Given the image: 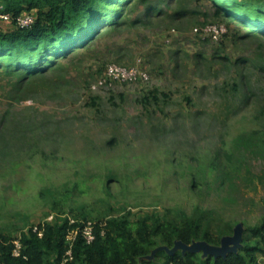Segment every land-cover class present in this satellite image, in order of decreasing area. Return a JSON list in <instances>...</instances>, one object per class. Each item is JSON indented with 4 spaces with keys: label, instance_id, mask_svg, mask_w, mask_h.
<instances>
[{
    "label": "rangeland",
    "instance_id": "374dc122",
    "mask_svg": "<svg viewBox=\"0 0 264 264\" xmlns=\"http://www.w3.org/2000/svg\"><path fill=\"white\" fill-rule=\"evenodd\" d=\"M184 5L198 15L162 22L147 20L143 4L124 8L127 24L104 35L98 29L84 49L59 57L58 86L36 81L16 96V79L0 75V235L19 241L57 211L94 222L201 219L214 236L226 226L232 236L239 224L243 235L264 224V138L255 133L264 123L254 114L264 82L259 101L238 107L220 91L229 72L193 59L250 58L261 42L239 40L245 30L215 17L211 0ZM16 24L0 19V30ZM110 64L136 68L146 80L100 87ZM221 241L171 248L158 241L145 260L219 256Z\"/></svg>",
    "mask_w": 264,
    "mask_h": 264
},
{
    "label": "trees",
    "instance_id": "16d2710c",
    "mask_svg": "<svg viewBox=\"0 0 264 264\" xmlns=\"http://www.w3.org/2000/svg\"><path fill=\"white\" fill-rule=\"evenodd\" d=\"M169 1H173L174 5L162 10L159 4ZM184 1L0 0L3 12L10 15L15 24L18 17L29 15L33 19L29 27L20 28L16 24L15 28L0 30V75L16 79L13 87L16 96L26 94L36 81L58 86L64 72L59 57L66 59L76 48L84 49L96 38L98 29L104 35L127 24L122 16L124 8L137 2L144 5L143 13L147 20L155 17L162 22H176L183 21V17L189 19L198 15L186 8ZM211 1L215 17L229 23L236 22L245 30L239 40L256 38L261 43L250 58L232 61L227 55L216 53L208 59L197 53L194 62L197 66L218 64L229 72L220 91L227 94L230 102L237 100L238 107L249 106L253 99L259 101L257 83L264 82V1L244 0L240 4L236 3L237 0ZM132 22L135 24L139 20ZM257 106L255 120L264 123V102ZM229 108L232 110L234 107ZM255 133L264 138V126ZM64 214L57 211L53 219L41 222L36 230L31 228L24 233L19 239L21 251L18 257L12 254L13 239L0 235V264H154L145 258L158 241L168 248L176 241L189 245L200 240L218 245L221 237L232 234V228L226 226L222 233L214 236L208 232L206 225L203 226L201 219L183 218L180 222L171 223L159 222L153 217L130 220L123 216L92 221L95 223L94 241L87 244L78 234L70 244L67 240L70 231L91 220L81 221L73 217L76 220L72 219L74 223L70 225L71 219ZM263 255L264 224L250 229L242 236L239 247L226 255H208L201 259L191 252L182 255L173 253L163 255V264H259L258 259Z\"/></svg>",
    "mask_w": 264,
    "mask_h": 264
},
{
    "label": "built area",
    "instance_id": "2783aa9c",
    "mask_svg": "<svg viewBox=\"0 0 264 264\" xmlns=\"http://www.w3.org/2000/svg\"><path fill=\"white\" fill-rule=\"evenodd\" d=\"M0 19H10V15L3 12L1 4ZM32 22L33 19L29 15H26L24 17H18L16 19V23L20 28L29 27ZM144 79L146 80V76L136 68H124L116 64H110L107 66L100 79H98L97 84L100 87H109L113 83L124 84L136 82L137 80L143 81ZM73 223L74 221L71 219L69 221V224L71 225ZM94 225L95 223L92 221L82 222L81 226H79L75 230H71L70 233L67 235L68 242H70L71 244L74 238L79 234L87 244L92 243L95 239ZM33 230H36V228H34ZM13 244L14 248L12 254L13 256L18 257L20 256L21 244L19 243V241H15L13 242ZM67 254L69 255L70 252H67ZM262 258L264 259V255L262 256Z\"/></svg>",
    "mask_w": 264,
    "mask_h": 264
},
{
    "label": "water",
    "instance_id": "95a60500",
    "mask_svg": "<svg viewBox=\"0 0 264 264\" xmlns=\"http://www.w3.org/2000/svg\"><path fill=\"white\" fill-rule=\"evenodd\" d=\"M242 236H243V224H239L234 229V233L232 236H226L222 238V241H221L222 242V255H226L229 252L235 251L241 243Z\"/></svg>",
    "mask_w": 264,
    "mask_h": 264
},
{
    "label": "crops",
    "instance_id": "0c3cea01",
    "mask_svg": "<svg viewBox=\"0 0 264 264\" xmlns=\"http://www.w3.org/2000/svg\"><path fill=\"white\" fill-rule=\"evenodd\" d=\"M258 263H259V264L264 263V259L262 258V256L259 257V259H258Z\"/></svg>",
    "mask_w": 264,
    "mask_h": 264
}]
</instances>
